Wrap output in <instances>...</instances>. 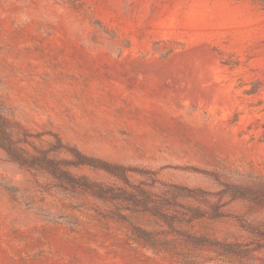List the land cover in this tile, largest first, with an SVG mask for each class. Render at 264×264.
Masks as SVG:
<instances>
[{
    "label": "rangeland",
    "instance_id": "1",
    "mask_svg": "<svg viewBox=\"0 0 264 264\" xmlns=\"http://www.w3.org/2000/svg\"><path fill=\"white\" fill-rule=\"evenodd\" d=\"M0 93L36 142L57 133L137 181L264 188L258 0H0ZM225 194L226 217L181 224L221 239L264 228L263 205ZM124 208L61 192L0 148V264H243Z\"/></svg>",
    "mask_w": 264,
    "mask_h": 264
},
{
    "label": "trees",
    "instance_id": "2",
    "mask_svg": "<svg viewBox=\"0 0 264 264\" xmlns=\"http://www.w3.org/2000/svg\"><path fill=\"white\" fill-rule=\"evenodd\" d=\"M258 1L264 7V0ZM41 135L35 136L11 117L7 102L0 93V148L11 162L34 173L49 176L61 192L90 195L117 207L127 205V208L118 212L120 217H125L127 210L149 212L165 221L176 237L187 243L236 258L243 264H264V228L243 224L241 230L248 233L249 237L221 239L208 231H193L181 224V219L187 216L191 221L226 217L224 208L229 205V201H224L225 193L231 194V200L241 198L264 206V188L231 184L225 186L230 188L227 192L223 189L211 192L184 184H167L155 176L137 181L131 176V172L137 170L128 165L88 155L78 146L65 142L57 133L50 132L48 135L52 139L46 144L36 142L34 137L39 138ZM90 171L104 173V178L94 177ZM136 231L138 237L154 239L151 238L153 235L150 230L138 227ZM205 263L219 264L209 260Z\"/></svg>",
    "mask_w": 264,
    "mask_h": 264
}]
</instances>
